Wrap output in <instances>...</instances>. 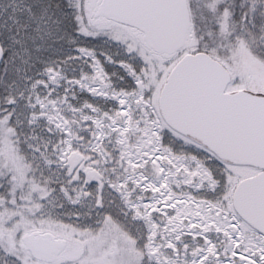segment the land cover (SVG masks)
I'll return each instance as SVG.
<instances>
[{
  "label": "snow or ice",
  "instance_id": "snow-or-ice-1",
  "mask_svg": "<svg viewBox=\"0 0 264 264\" xmlns=\"http://www.w3.org/2000/svg\"><path fill=\"white\" fill-rule=\"evenodd\" d=\"M0 264H264V0H0Z\"/></svg>",
  "mask_w": 264,
  "mask_h": 264
}]
</instances>
